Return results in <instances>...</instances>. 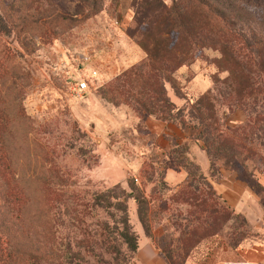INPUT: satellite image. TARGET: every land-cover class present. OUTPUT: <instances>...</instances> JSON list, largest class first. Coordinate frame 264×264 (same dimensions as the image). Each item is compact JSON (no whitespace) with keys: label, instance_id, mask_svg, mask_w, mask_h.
Here are the masks:
<instances>
[{"label":"rangeland","instance_id":"1","mask_svg":"<svg viewBox=\"0 0 264 264\" xmlns=\"http://www.w3.org/2000/svg\"><path fill=\"white\" fill-rule=\"evenodd\" d=\"M176 1L0 0V264H143L141 242L164 264H207L221 245L260 234L189 164L182 185L162 181L167 156L153 151L143 124L148 115L136 104L147 88L129 72L145 60L138 41L158 7ZM204 1L224 16V37L192 45L190 61L147 80L153 98L164 89L184 109L182 127L196 146L209 147L210 179L228 170L262 194L256 181L264 179V86L241 105L227 92L228 68L249 69L264 85L252 62L264 41V0ZM126 74L132 79L117 89ZM83 79L88 88L78 96ZM196 108L212 115L201 130L229 136L220 149L206 145L187 116ZM121 190L124 197L111 196ZM116 201L132 250L117 234L123 210ZM112 246L117 250H106Z\"/></svg>","mask_w":264,"mask_h":264},{"label":"trees","instance_id":"2","mask_svg":"<svg viewBox=\"0 0 264 264\" xmlns=\"http://www.w3.org/2000/svg\"><path fill=\"white\" fill-rule=\"evenodd\" d=\"M186 1L187 0H180L176 1L175 3L173 2L168 6L161 5L158 7L157 17L147 29H144V32L141 33L142 37L138 41L140 46L145 50V60L140 64L137 70L129 72L132 77H136L135 80L137 81L140 90L143 87L145 88V86L147 88V92H145V94H148V97L142 101L136 100V104H139V106L145 110L146 115L151 116L153 113H155L158 115V119L163 121H171L179 124L180 126H184L185 124L183 119L184 109L180 110L179 108H176L164 94L163 88V96L153 98L155 96L153 82H150L151 80L147 79L149 76L156 75V73L160 71L161 74L164 71L168 75L178 66L183 64V61L185 62L186 59L187 61H190L192 57L190 54L191 49H193L192 45H197L199 43L201 46L211 43L213 44L218 38H221L222 36L224 37L225 35L224 16L221 15L211 4L204 0H193V6H188ZM218 18L221 19L220 23L217 22ZM152 28L154 29V35L149 32V30ZM172 36H174L172 39L173 41H170L169 37ZM256 46L257 47H255L254 50V58L251 60L254 64H260L259 74H264V41H258ZM234 64L237 66L236 61H234ZM141 67L143 68L141 69ZM244 69L245 68H243V70ZM129 74H126L125 77L121 79V81L118 83L117 89L123 87V83H125L124 81L129 82L132 79L131 77L129 80V76H127ZM228 74L230 76L232 75L233 81L232 85L228 84L231 87L227 92V95H229V92L232 90L234 99L236 97V102H239L236 105H241L243 102L242 99L245 97H249L252 94L263 93L262 91L264 85H260V81H256L255 77H251V70L249 71L248 69L243 72L242 69L236 70L228 68ZM165 79L167 80V77H165ZM161 87H163L162 83ZM236 91L241 92V94H237ZM136 93L143 92L136 91ZM202 97L203 96L199 97V105L202 104ZM173 109H175L176 112L175 116L167 117L169 112ZM206 110H209V107H206ZM187 116L197 120V124L200 126L199 135L204 137L203 139L206 141V145L209 143L212 144V147L215 150L220 149L224 141L229 138V136L224 134L223 131L217 130L215 127L210 128L208 131L201 130L202 126L207 127V122L205 120L207 118H211L212 115L210 112L205 111L204 113L203 111H200L199 108H196L193 113L187 112ZM172 145L173 147L169 148L167 162L165 163L164 168L182 167L188 172L185 164H189L192 166V168H194V170L198 171L197 165L189 160L185 155V143L173 142ZM179 146L181 147L178 150H175V148ZM208 148L205 146L206 153L208 152ZM173 151L175 154H173ZM200 175L202 177V174ZM203 180L208 182L205 177H203ZM122 192L123 191L121 190L120 195L114 193L111 194V196L114 198H120V196L124 197V192ZM131 192L132 189L130 188L129 194H131ZM125 196L129 197L132 195L125 194ZM134 198L136 199L137 197L134 196ZM116 202L117 207L122 209L120 201ZM122 210L123 213L119 219V222L121 223V230L117 232V234L123 242L128 244V247L132 250L135 248V245L132 243L133 237L130 236V233L128 232L129 226L127 223L126 213H124L125 210ZM138 216H140L141 219L140 212H138ZM102 225L105 227L106 223H102ZM109 249L110 251L117 250L115 246L107 248L106 250L108 251Z\"/></svg>","mask_w":264,"mask_h":264},{"label":"crops","instance_id":"3","mask_svg":"<svg viewBox=\"0 0 264 264\" xmlns=\"http://www.w3.org/2000/svg\"><path fill=\"white\" fill-rule=\"evenodd\" d=\"M143 122L151 139L153 151L158 154L162 152V156L165 157L173 142L186 143V157L197 165L198 170L224 202L234 212L242 215L254 231L260 232L258 236L242 238L232 247L221 245L220 248L213 251L207 264H264V191L262 194L256 193L243 179L228 170L223 171L222 179H210L209 173H207L209 170L208 155L204 149L196 146L195 142L188 137L186 128L150 115ZM136 167H139V163ZM187 179L188 174L182 167H166L164 169L163 181L168 186H180ZM256 182L264 189L262 177H259ZM137 249L139 261L143 264H164L161 258L154 255L150 243L141 242Z\"/></svg>","mask_w":264,"mask_h":264},{"label":"built area","instance_id":"4","mask_svg":"<svg viewBox=\"0 0 264 264\" xmlns=\"http://www.w3.org/2000/svg\"><path fill=\"white\" fill-rule=\"evenodd\" d=\"M87 88H88L87 82L85 79H83L76 83L74 92L76 93V95L79 96L80 92L87 90Z\"/></svg>","mask_w":264,"mask_h":264}]
</instances>
